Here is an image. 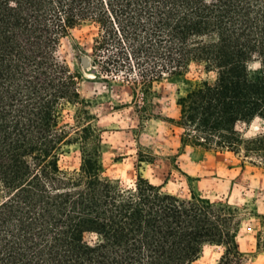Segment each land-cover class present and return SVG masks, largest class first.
<instances>
[{
	"label": "trees",
	"instance_id": "16d2710c",
	"mask_svg": "<svg viewBox=\"0 0 264 264\" xmlns=\"http://www.w3.org/2000/svg\"><path fill=\"white\" fill-rule=\"evenodd\" d=\"M81 25L96 76L139 75L142 95L191 66L211 74L176 100L180 142L264 167V129L240 131L264 126V0H0V264H194L205 246L244 264L235 206L102 176L100 129L58 54ZM71 146L80 167L63 171Z\"/></svg>",
	"mask_w": 264,
	"mask_h": 264
},
{
	"label": "rangeland",
	"instance_id": "374dc122",
	"mask_svg": "<svg viewBox=\"0 0 264 264\" xmlns=\"http://www.w3.org/2000/svg\"><path fill=\"white\" fill-rule=\"evenodd\" d=\"M95 29L81 25L62 39L60 57L72 71L79 73V92L88 103L93 124L102 136V176L132 186L140 174L162 192L180 199L192 194L211 201H224L238 208L235 217L236 242L244 264H264V251L257 247L258 233L264 226V167L223 152L205 151L182 144L183 130L171 120L177 119L176 100L192 90L198 79H212L200 67L191 66L179 78H164L142 95V78L96 76L91 61ZM90 67L84 68L81 59ZM256 67V64L252 65ZM128 80V82H127ZM74 108L66 120L73 123ZM263 123L255 120L240 127L244 138L263 132ZM80 153L71 146L63 153L58 166L63 171L78 170ZM223 249L205 246L194 264H215Z\"/></svg>",
	"mask_w": 264,
	"mask_h": 264
},
{
	"label": "water",
	"instance_id": "95a60500",
	"mask_svg": "<svg viewBox=\"0 0 264 264\" xmlns=\"http://www.w3.org/2000/svg\"><path fill=\"white\" fill-rule=\"evenodd\" d=\"M81 64L84 68L90 67V61L87 58H82L81 59Z\"/></svg>",
	"mask_w": 264,
	"mask_h": 264
}]
</instances>
